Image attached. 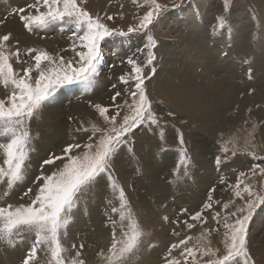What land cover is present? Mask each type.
<instances>
[{
	"label": "rangeland",
	"instance_id": "obj_1",
	"mask_svg": "<svg viewBox=\"0 0 264 264\" xmlns=\"http://www.w3.org/2000/svg\"><path fill=\"white\" fill-rule=\"evenodd\" d=\"M101 1L78 0V4L114 30L135 28L151 10L146 0ZM35 2L0 0V27L10 19L16 20L22 32L35 40L33 44L19 43L11 37L12 41L5 43L6 52L18 49L20 53L19 62L10 56L14 71L22 75L23 69L32 67L33 82L39 75L32 58L36 53L43 51L52 58L41 64V70L50 72L59 67L61 58L65 63L78 61L76 52L80 50V33L70 23L58 22L33 31L24 27L16 10L35 14L28 7ZM157 2L162 8L148 29L134 32L127 39L114 36L101 42L102 60L94 85L59 87L42 103L27 122L31 139L24 179L10 190L6 181L0 183V207L31 204L44 184L42 177L62 169L68 155H82L86 144L96 145L110 128L97 105L108 109V117L119 112L117 123L122 122L129 113L130 93L135 91V73L128 60L141 67L143 87L157 123L145 122L124 138L112 154L107 172L96 178L67 215V228L60 235L66 262L75 258L83 264H109L112 244L131 234L129 219H121L129 211L131 222L138 225L142 236L123 264H168L169 260L185 264L184 250L188 247L208 246L221 256L225 223H234L247 214L245 205L251 199L247 193L242 192L243 198L235 195L238 180L264 198V175L259 172L264 167V0H228L227 9L225 0ZM221 17L223 27L219 26ZM149 35L155 40L151 64L147 63ZM54 40L60 43L53 47L50 43ZM29 49L35 52L29 55ZM121 77L128 82L123 83ZM11 92V86L6 89L0 83V100L7 102ZM229 94L232 102L225 99ZM193 99L206 106L208 114L202 118L210 120V130L199 118L206 109H199ZM72 104L81 105V109L70 110ZM52 108L62 109L59 120L67 127L50 126L46 112ZM216 109L217 118L211 113ZM93 125L101 131L93 133ZM62 130L72 136V142L59 139ZM70 145L80 147L66 154L64 150ZM53 157L62 159L44 163ZM4 158L0 150V166ZM152 167L159 169L155 178L149 176ZM121 189L125 209L121 208ZM209 204L211 207H206ZM239 208L245 211L238 212ZM198 212L200 219L192 220ZM181 240H187V244H180ZM246 240L254 264H264V203L257 202L252 210ZM33 241L34 235L29 233L15 237L12 245L0 240V264H23ZM174 244L178 245L175 249ZM214 258L202 257L197 251L194 264H206ZM49 259L47 249L41 246L31 264H48ZM187 260L191 262L192 258Z\"/></svg>",
	"mask_w": 264,
	"mask_h": 264
},
{
	"label": "snow or ice",
	"instance_id": "obj_2",
	"mask_svg": "<svg viewBox=\"0 0 264 264\" xmlns=\"http://www.w3.org/2000/svg\"><path fill=\"white\" fill-rule=\"evenodd\" d=\"M146 3L151 10L144 14L135 28L129 27L127 31L110 29L98 17L94 18L80 7L78 0H36L34 4L28 6L35 10V14H25V9L16 10L20 13L19 19L28 31L42 29L58 22L70 23L80 33L78 36L80 50L76 52V56L79 57L78 61L65 63L61 58L59 67L50 72L41 70V64L44 61H51L52 58L43 51L36 53L32 58L35 61V69L39 70V75L33 82L32 67L23 69L22 75L14 71L10 56H15L19 62V50L12 53L6 52L5 43L10 40V35L0 36V83L6 89L9 86L12 87L7 102L0 100V150L5 157L3 166H0V183L6 181L9 190L24 179L25 163L31 139L27 122L33 118L42 103L57 88L73 84H82L86 88L94 85L95 77L98 75V66L102 60L101 42L114 36L127 39L134 32L148 29L162 6L157 0H146ZM227 7L228 0H225V8L227 9ZM41 8L45 11H41ZM108 19L111 20L112 17L109 16ZM218 20L219 26L223 27L224 19L221 17ZM147 45L149 47L147 63L151 64L155 58L151 51V48L155 47V40L151 35L147 36ZM73 47L75 49L76 45L74 44ZM33 52H35L34 49L28 50L29 55ZM128 64L133 65L135 91L130 93L132 101L131 104H128L129 113L123 116L122 122L117 123L116 116L119 115V112L115 116L108 117L105 116L108 109L97 105L100 115L105 117L106 122L110 125V128L103 132L98 143L96 145L86 144L84 146L86 151L82 155H68L67 162L62 169L54 172L51 176L42 177L44 184L31 204L0 207V240L12 245L14 238L22 233L34 235L31 249L23 264H31L32 261H35L37 250L41 246L46 248L50 255L48 264H83V261L75 258L66 262L63 256L65 249L61 244L60 235L61 230L67 228V215L76 206L80 197L87 193L96 178L107 172L111 156L116 147L123 143L124 138L134 128L145 122L157 123V118L151 111V104L143 87L142 69L132 59L128 60ZM121 81L128 82L126 77H121ZM119 95L120 93L117 92L116 96ZM125 103L127 104V101ZM92 131L95 133L101 130L93 125ZM180 142L183 144L182 137ZM74 147L80 146L70 145L64 152L70 153ZM224 150L227 151L226 148ZM252 155L254 156L255 153ZM59 159L62 157H53L45 160L44 163L52 164ZM259 172L264 175V167L259 168ZM243 175L244 173H241V176ZM109 179L111 181V177ZM242 184L244 181L238 180L235 185V195L243 198V192L247 193L251 199L245 205L247 214L237 217L234 223H225L224 225L226 229L223 239L224 254L217 256L216 251L208 246L201 249L188 247L184 252L187 253V257L192 258V261L189 262L186 257L185 264H194L197 251L202 257H215L209 259L206 264H254L247 248V224L257 202L264 203V198L256 195L250 185L244 184L241 189ZM112 187L115 188L114 183H112ZM120 201L121 208H127L122 189L120 190ZM206 207H211V205H206ZM113 211L115 212L116 209L114 208ZM237 211L243 213L245 208H239ZM200 216L201 214L198 212L191 219L199 220ZM121 219H129L131 234L127 235L123 241L118 242L119 246L117 242L112 244L108 250L109 264H123L125 257L138 247L142 236L138 225L131 222L130 211L127 217L121 216ZM189 227L191 228L192 225ZM188 239L190 240L191 237ZM180 244H187V240H181ZM177 247L176 244L172 245L173 249ZM78 256L79 253H77ZM168 264H180V261L169 260Z\"/></svg>",
	"mask_w": 264,
	"mask_h": 264
},
{
	"label": "bare ground",
	"instance_id": "obj_3",
	"mask_svg": "<svg viewBox=\"0 0 264 264\" xmlns=\"http://www.w3.org/2000/svg\"><path fill=\"white\" fill-rule=\"evenodd\" d=\"M13 1V0H12ZM103 1V0H102ZM101 1V3H103ZM96 3V2H95ZM100 3V4H101ZM97 4V3H96ZM95 4V5H96ZM93 6V5H92ZM98 6V5H97ZM7 23V22H6ZM6 25V27L4 28V29H2L1 28V30H3V31H11L12 32V35H13V39H16L15 41H19V43H25V42H28V43H31V44H33L34 42H35V40L31 37V38H29V36H27L26 34H24L23 32H22V30H21V28H19V26H18V24H17V22H16V20H13V19H11V20H9L8 21V24H5ZM1 30H0V33H1ZM6 31H5V33H6ZM4 33V32H3ZM10 33V32H9ZM8 34V33H7ZM38 41V40H37ZM59 44L60 42L58 41V42H56V41H53L52 43H50V45H52L53 47L55 46V44ZM51 49V47H49V49L48 50H50ZM186 83V82H185ZM184 84H182V86H183ZM187 85V84H186ZM191 91H193V90H191ZM99 94H100V96H101V90H100V92H99ZM110 95L111 94H108L107 95V97H110ZM204 99V98H203ZM225 99L226 100H228V101H230V102H232V99H231V96H230V94L228 95V96H225ZM101 100H103L102 99V97H101ZM202 101H204V100H202ZM192 103L193 104H196V103H198V108L200 109L201 107V109H206V106H204V105H202L201 103H200V100L199 99H193V101H192ZM191 103V104H192ZM71 108H69L70 110H72V111H76V112H78L80 109H81V105H79V104H72L71 106H70ZM61 111H62V109L60 110V108L58 109V108H52L51 110H49L48 112H46V116H47V118H48V120H49V124H50V126H53L54 128H55V126H56V129H58L57 128V126H60L62 123H60V116L62 115V113H61ZM212 114H213V116H215V118H217L219 115H218V111H217V109L216 110H214V111H212L211 112ZM207 114H208V112H207V109L205 110V111H203V114L201 115V117H199L200 119H201V121H204L205 123H206V129L207 130H210V120L208 121V120H206L204 117L202 118V116H206L207 117ZM63 117V116H62ZM215 120H217V119H215ZM200 121V122H201ZM63 125V124H62ZM39 126L41 127V124H39ZM63 126H66V125H63ZM67 127V126H66ZM66 127H64V128H66ZM55 129V130H56ZM60 132H58V137H59V139H60V137H61V141L62 142H64V138H66L67 140H69V141H73V139H72V136L68 133V132H63V130L61 131V133L59 134ZM69 136V137H68ZM54 138L52 137V139H50V140H48V147H49V145H50V143H51V141L53 140ZM66 141V140H65ZM55 142V141H54ZM195 142V141H194ZM59 144V142H57V144H55V145H58ZM60 144H61V142H60ZM63 144V143H62ZM45 145H46V142H45ZM54 145V144H53ZM56 147V146H55ZM146 166V165H145ZM158 171H159V169L158 168H156V167H152V168H149V176H151L152 178H155V175H158L157 173H158ZM16 249V248H15ZM13 252H14V250H13ZM12 258V257H11Z\"/></svg>",
	"mask_w": 264,
	"mask_h": 264
},
{
	"label": "crops",
	"instance_id": "obj_4",
	"mask_svg": "<svg viewBox=\"0 0 264 264\" xmlns=\"http://www.w3.org/2000/svg\"><path fill=\"white\" fill-rule=\"evenodd\" d=\"M10 20H11V19H10ZM5 27H6L5 25H4V26H1V27H0V30H1V28L4 29ZM5 31H6V30H5ZM5 31L1 30V33H0V34H2V35L5 34V35H6V34L8 33L7 35H9V32H10V39H11V37H12V40H13L12 32L7 30L6 33H3V32H5ZM12 40H10V41H12ZM14 40H15V39H14ZM54 41H55V40H54ZM27 47H31V46H28V45H27Z\"/></svg>",
	"mask_w": 264,
	"mask_h": 264
}]
</instances>
